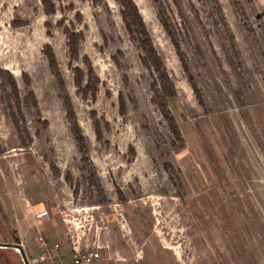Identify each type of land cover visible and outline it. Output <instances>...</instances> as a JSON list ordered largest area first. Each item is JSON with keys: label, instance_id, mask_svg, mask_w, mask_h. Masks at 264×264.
<instances>
[{"label": "rangeland", "instance_id": "374dc122", "mask_svg": "<svg viewBox=\"0 0 264 264\" xmlns=\"http://www.w3.org/2000/svg\"><path fill=\"white\" fill-rule=\"evenodd\" d=\"M132 1L174 85L164 102L183 147L153 103L157 74L118 0H52L49 15L41 0H0V67L38 103L22 107L23 148L0 90V243L22 246L29 264L40 235L65 264L76 235L82 248L107 247L102 264H264V0H163L173 33L152 0ZM60 23L83 37L77 60ZM44 210L51 221L37 222ZM7 249L0 264H24Z\"/></svg>", "mask_w": 264, "mask_h": 264}, {"label": "trees", "instance_id": "16d2710c", "mask_svg": "<svg viewBox=\"0 0 264 264\" xmlns=\"http://www.w3.org/2000/svg\"><path fill=\"white\" fill-rule=\"evenodd\" d=\"M42 4L44 6V11L46 14H54L56 12L55 6L52 3V0H41ZM120 4L123 6V20L130 31L132 38L135 39L139 44L141 50L146 55V63L151 64V66L154 67V70L157 74V79L155 81V85H153V103L156 104L166 121L169 123L170 128L172 130L173 135L176 137V139L180 142V146L183 147V140L180 134L179 129L177 128L174 118L172 117L171 113L168 111L167 104L164 102V100L167 97H174L176 95L175 88L172 83V81L169 78L168 72L166 67L164 66V63L154 50L152 41L150 39V36L146 30L145 24L139 15L138 9L134 2L132 0H118ZM157 7L160 16L163 21H166L164 19V16L166 15L165 9L163 7V0H152ZM62 26L63 23H60ZM16 26V24H14ZM164 25L166 28H170V23L167 21L164 22ZM46 26L49 28L51 25L49 23H46ZM66 34L69 35V41H68V48L70 51V56L72 60H77L79 58V45L81 40L83 39L81 34L70 32L68 27H63ZM170 33H173L171 29H169ZM44 54L47 57L49 61V66L56 76L58 80L59 87L61 88V97L64 103V106L66 107L68 111V116L70 121L73 125V130L76 135V139L78 140L79 145L81 148H84V143L82 142V135L80 132V129L78 127L76 116L72 108V103L70 100V97L68 96L65 88V84L63 81V78L61 76L59 66H58V60L54 53L53 48L50 45H46L44 47ZM85 62L87 63V59H85ZM185 69L188 72V68L185 65ZM73 71L75 73V81L76 84L80 87H82V80L84 79V72L80 68H73ZM24 79L27 86H30V79L28 76L24 75ZM95 75L93 71L90 69L89 71V79H88V85L85 89H82L84 97H87L91 91H95L96 81H95ZM0 90L2 92V104L4 106L6 115L11 118L16 131L17 135L19 137V140L21 142V145L23 148H28L29 144L31 142V134L29 133L28 129L26 128V119L25 116L22 113V107L24 105L26 106H33L35 108H38L37 99L35 98L33 93H30L25 97V99L21 98L20 91H19V85L18 81L15 79L13 74L6 69H3L0 67ZM120 102L122 104L121 112L124 114L125 109V103L124 100L121 98ZM99 138L101 137V130L99 124H96ZM4 149L0 143V156L4 154ZM84 161L88 163V158L84 157ZM170 169V168H169ZM96 174L93 173V175L90 176L88 181H91L92 187H97V181H96ZM0 252L4 255H10L11 251L9 249H0Z\"/></svg>", "mask_w": 264, "mask_h": 264}, {"label": "built area", "instance_id": "2783aa9c", "mask_svg": "<svg viewBox=\"0 0 264 264\" xmlns=\"http://www.w3.org/2000/svg\"><path fill=\"white\" fill-rule=\"evenodd\" d=\"M35 220L37 222H49L52 219V215L49 210H44L35 214ZM83 235H76V239L72 241L73 244V264H102L103 257L102 251L107 249L105 245L97 244L95 247L85 245L81 246ZM38 244L41 246V254L37 256L30 264H65L64 260L58 256L46 241L43 235L38 236Z\"/></svg>", "mask_w": 264, "mask_h": 264}, {"label": "water", "instance_id": "95a60500", "mask_svg": "<svg viewBox=\"0 0 264 264\" xmlns=\"http://www.w3.org/2000/svg\"><path fill=\"white\" fill-rule=\"evenodd\" d=\"M0 248H14L17 249L20 253H21V257L23 259L24 264H29V261L24 253V250L22 248V246L18 245V244H7V243H0Z\"/></svg>", "mask_w": 264, "mask_h": 264}]
</instances>
